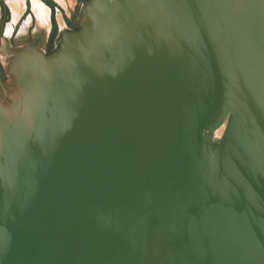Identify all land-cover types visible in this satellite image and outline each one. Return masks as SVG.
<instances>
[{
    "label": "water",
    "instance_id": "water-1",
    "mask_svg": "<svg viewBox=\"0 0 264 264\" xmlns=\"http://www.w3.org/2000/svg\"><path fill=\"white\" fill-rule=\"evenodd\" d=\"M81 13L8 56L0 264H264V0Z\"/></svg>",
    "mask_w": 264,
    "mask_h": 264
},
{
    "label": "rangeland",
    "instance_id": "rangeland-1",
    "mask_svg": "<svg viewBox=\"0 0 264 264\" xmlns=\"http://www.w3.org/2000/svg\"><path fill=\"white\" fill-rule=\"evenodd\" d=\"M35 1L45 4L44 0H0V102L10 97L7 86L11 85V75L5 66L15 47L23 41L36 42V47L47 54L56 48L61 32L75 30L84 20L81 7L85 0H63L60 6L48 0V19L47 7L41 3L42 9L36 10ZM8 24L10 31L5 36ZM223 127L216 129L218 137Z\"/></svg>",
    "mask_w": 264,
    "mask_h": 264
},
{
    "label": "bare ground",
    "instance_id": "bare-ground-1",
    "mask_svg": "<svg viewBox=\"0 0 264 264\" xmlns=\"http://www.w3.org/2000/svg\"><path fill=\"white\" fill-rule=\"evenodd\" d=\"M35 7H36V10L37 9L40 10V9H42L43 5L41 3H39L38 1H35ZM9 31H10V25L8 24L6 26V29H5V36L9 34ZM213 136H214V138H218V136L216 135V132H214Z\"/></svg>",
    "mask_w": 264,
    "mask_h": 264
},
{
    "label": "crops",
    "instance_id": "crops-1",
    "mask_svg": "<svg viewBox=\"0 0 264 264\" xmlns=\"http://www.w3.org/2000/svg\"><path fill=\"white\" fill-rule=\"evenodd\" d=\"M54 2H55V4L56 5H58V6H60V5H62L63 3H64V1L63 0H53ZM66 1V0H65ZM42 3V2H41ZM43 4V3H42ZM43 5H45V4H43ZM46 6V5H45ZM47 7V19H48V13H50V9H49V7L48 6H46ZM47 21V20H46Z\"/></svg>",
    "mask_w": 264,
    "mask_h": 264
},
{
    "label": "trees",
    "instance_id": "trees-1",
    "mask_svg": "<svg viewBox=\"0 0 264 264\" xmlns=\"http://www.w3.org/2000/svg\"><path fill=\"white\" fill-rule=\"evenodd\" d=\"M44 3H45L46 5H48V6L51 5V3H50L48 0H44Z\"/></svg>",
    "mask_w": 264,
    "mask_h": 264
}]
</instances>
